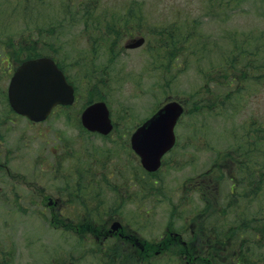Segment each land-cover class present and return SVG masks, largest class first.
Listing matches in <instances>:
<instances>
[{
  "label": "rangeland",
  "instance_id": "1",
  "mask_svg": "<svg viewBox=\"0 0 264 264\" xmlns=\"http://www.w3.org/2000/svg\"><path fill=\"white\" fill-rule=\"evenodd\" d=\"M28 52L55 57L76 89L50 126L5 115ZM169 99L185 109L176 140L146 172L130 136ZM93 100L109 109L107 136L81 125ZM0 162L16 171L0 168V264H264V0H0ZM28 182L66 183L72 210L84 190L87 231L53 228ZM114 222L147 243L180 232L204 258H132L98 232Z\"/></svg>",
  "mask_w": 264,
  "mask_h": 264
},
{
  "label": "water",
  "instance_id": "2",
  "mask_svg": "<svg viewBox=\"0 0 264 264\" xmlns=\"http://www.w3.org/2000/svg\"><path fill=\"white\" fill-rule=\"evenodd\" d=\"M143 41L144 38L139 37L125 46L137 47ZM73 98L72 85L66 82L53 59L46 56L22 62L15 69L8 85L11 106L33 120L45 117L54 104L71 103ZM182 111L179 102L168 101L132 133V147L139 154L146 169H156L161 155L172 146L173 127ZM81 122L87 129L101 133H107L112 127L109 110L104 101H96L86 106L81 113Z\"/></svg>",
  "mask_w": 264,
  "mask_h": 264
},
{
  "label": "flooded vegetation",
  "instance_id": "3",
  "mask_svg": "<svg viewBox=\"0 0 264 264\" xmlns=\"http://www.w3.org/2000/svg\"><path fill=\"white\" fill-rule=\"evenodd\" d=\"M53 59L57 63L58 67L63 71L66 79L70 81L66 70L63 69L62 65L59 64V61L55 57H53ZM5 96H6L5 107H4L5 115L7 116V112L9 111V113L13 114V116H15L16 119L19 120L24 119L26 121L27 126L34 125V126H39L38 128L44 126H50L51 123L54 122L53 118L56 115L60 116L61 114H63V116L65 117H67L68 115L70 116V111L68 110V108L71 105L56 104L51 108L49 113L44 118L40 120H32L14 111L9 105V102L7 100V94ZM38 134L48 136V130L43 128L41 130H38ZM0 163H1L0 168L4 169V172L1 173L3 176L16 174V171H11L10 168L5 166V164H3L2 162ZM81 171L82 170L76 171L74 175ZM53 176H55L54 169H53ZM53 181L55 180L53 179ZM26 186L30 188L32 195L35 197L33 203L43 206L42 208H40V212L45 210L47 211V217L49 218V221L52 224L53 228L55 229L58 228L65 232H70L72 229L78 230V232L87 231L88 209H87V196L84 190H82L83 192L82 198H80V195L78 194L79 192H76L74 194L76 205L73 207L72 210V206L70 202L71 193L67 191L66 183H63V187L58 189L57 191H54L53 194L52 191L55 188L54 183H51L52 186V188L50 189L51 193L48 192L49 190L48 191L46 190V188L44 187L45 185H41L38 183L32 184L31 182L30 183L28 182ZM16 197H19V195H16ZM75 223L78 225H75ZM99 227L100 228L98 232H100L103 235V237L113 236L114 233H116L118 234V236H120L119 238L125 239L130 245L128 246L130 248V250L128 251L129 254H131L132 258H141L148 260L151 256L153 255L155 256V254L158 253L159 254L164 253L165 250H170V248H175L178 254L182 252L194 254L196 252V250L191 249L192 247L189 246L186 243V241L183 240L182 234L180 232H169L171 235L168 236L167 238V234H165L166 231H164V234L160 236V240H154V242L149 241V243H147L146 242L147 239L145 241L142 240L143 237L142 236L141 238L138 237V234L140 235V233L136 232L135 230H133V232H130L125 229L126 231H124L123 233L121 231L122 228H120L117 231H114L111 230L110 227L103 224H100ZM114 237L116 236L114 235Z\"/></svg>",
  "mask_w": 264,
  "mask_h": 264
},
{
  "label": "trees",
  "instance_id": "4",
  "mask_svg": "<svg viewBox=\"0 0 264 264\" xmlns=\"http://www.w3.org/2000/svg\"><path fill=\"white\" fill-rule=\"evenodd\" d=\"M169 29H166L165 31H168ZM175 47L177 48L178 46L177 45H175ZM177 50H178V48H177ZM32 54H34L33 52H31ZM30 52H28L27 54L30 56V54H31ZM166 59H168V57L166 58L165 57V61H166ZM232 195H234V192H233V194ZM237 219V218H236ZM237 220H240V219H237ZM241 221V220H240ZM239 221V222H240ZM242 226H243V224H242ZM240 227H241V225H240ZM239 230H241V228H239ZM113 250L116 252L117 250L119 251V249L118 248H113ZM127 261L125 260L124 261V263H126ZM111 264L112 263H114V261H112V262H110ZM237 263H240V262H237Z\"/></svg>",
  "mask_w": 264,
  "mask_h": 264
},
{
  "label": "bare ground",
  "instance_id": "5",
  "mask_svg": "<svg viewBox=\"0 0 264 264\" xmlns=\"http://www.w3.org/2000/svg\"><path fill=\"white\" fill-rule=\"evenodd\" d=\"M12 69V68H11Z\"/></svg>",
  "mask_w": 264,
  "mask_h": 264
}]
</instances>
